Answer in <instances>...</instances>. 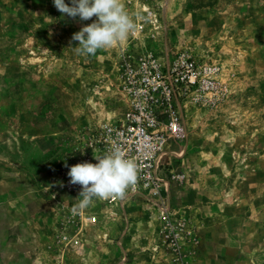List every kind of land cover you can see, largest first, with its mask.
<instances>
[{"label":"rangeland","instance_id":"rangeland-1","mask_svg":"<svg viewBox=\"0 0 264 264\" xmlns=\"http://www.w3.org/2000/svg\"><path fill=\"white\" fill-rule=\"evenodd\" d=\"M123 3L159 13L134 48L187 49L221 85L186 106L184 137L168 146L172 220L147 201L95 199L88 224L61 189L68 157L121 111L129 39L79 55L72 35L96 17L73 19L53 0H0V264H264V0Z\"/></svg>","mask_w":264,"mask_h":264},{"label":"built area","instance_id":"built-area-1","mask_svg":"<svg viewBox=\"0 0 264 264\" xmlns=\"http://www.w3.org/2000/svg\"><path fill=\"white\" fill-rule=\"evenodd\" d=\"M140 15L148 17V21H136V30L128 36L130 45L121 46V111L92 127L80 149L68 157L65 163L69 167L64 164L61 174V189L79 197L81 186L69 182V168L82 162L97 163L95 153L104 155L118 144L138 166L137 183L126 190L123 198L97 200L120 209L136 201H147L159 207L162 221L170 223L164 160L168 146L184 137L186 106L218 92L221 85L215 68L198 61L187 49L170 53L167 48L159 52L146 44L134 48L137 41L153 35L160 25L159 13L152 5L143 4ZM80 214L88 224L97 222L93 206ZM68 243L78 244L79 239L73 236Z\"/></svg>","mask_w":264,"mask_h":264},{"label":"clouds","instance_id":"clouds-1","mask_svg":"<svg viewBox=\"0 0 264 264\" xmlns=\"http://www.w3.org/2000/svg\"><path fill=\"white\" fill-rule=\"evenodd\" d=\"M53 3L58 11L73 19L88 21L96 17L72 35L70 44L79 42L74 49L79 55H95L98 50L112 48L136 30V21L149 19L138 12L129 14L123 0H71L70 5L65 0H53ZM94 159L98 162L78 163L67 172L69 182L82 189L79 193L82 199L73 207V214L92 206L95 199L123 198L126 190L137 183L138 166L118 144L104 155L95 153ZM65 167H69L67 163Z\"/></svg>","mask_w":264,"mask_h":264}]
</instances>
